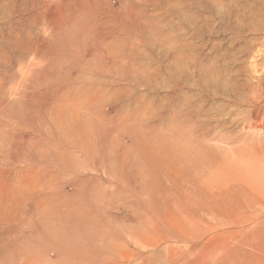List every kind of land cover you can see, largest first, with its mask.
<instances>
[{
	"label": "rangeland",
	"instance_id": "374dc122",
	"mask_svg": "<svg viewBox=\"0 0 264 264\" xmlns=\"http://www.w3.org/2000/svg\"><path fill=\"white\" fill-rule=\"evenodd\" d=\"M180 1L0 0V264H264V208L195 193L240 129L222 131L211 101L204 132L171 108L205 96L195 76L171 97L190 73ZM169 172L173 195L155 184ZM99 220L110 238H83Z\"/></svg>",
	"mask_w": 264,
	"mask_h": 264
},
{
	"label": "bare ground",
	"instance_id": "6f19581e",
	"mask_svg": "<svg viewBox=\"0 0 264 264\" xmlns=\"http://www.w3.org/2000/svg\"><path fill=\"white\" fill-rule=\"evenodd\" d=\"M263 2V0H187V3H185L181 0L180 3L184 4V6L175 11L178 23L181 26L187 25L190 33L187 35L189 36L188 39L186 37L177 39V43L180 44L185 40L189 42L190 73L172 75L174 77V87L171 97L173 98L176 96L175 94L177 91H183L186 86H189L190 91H193L191 87H194V84L190 81H195L193 80L195 76L199 78L197 88L207 97H199L200 99L192 101L190 105L183 103V106L178 108L173 99V102H171L174 103V105L171 106V108L177 110L179 114V116L177 115V119H179L181 115H184L187 117V119L183 121L185 127L188 129L193 128L192 124L195 123L197 124L196 129L199 131L200 128V132H204L202 131V127L209 128L212 126L210 114L217 108H214V105L210 104L211 101V103L213 102V104L223 107V110L220 108L221 111L216 112L218 127L221 128L222 131L225 132L226 129L230 127L234 129L233 126H235V129H240V135H238L234 141L241 145L231 149L229 151L231 157H228L224 162L221 161L222 164L216 166L215 172L211 173V176L216 177V180L209 176V178L205 181L203 180L204 182L196 189L197 191L199 190L197 192L194 188L195 180L193 181L188 178L185 182L188 185L187 189L190 191V195H193L195 191L196 194L198 193L199 196L208 200L210 198L214 200L216 197H220L219 199H221L224 193H229L232 198L237 199V202L243 203L245 208H264V22L259 19L264 14ZM23 3L27 5L28 2L22 0V4ZM19 7L18 5L14 6V9L10 12L15 14L26 12L22 6V9H19ZM27 8L33 9L32 11H34V8ZM7 11H9V9L6 10V13ZM32 11L30 10L29 12ZM187 13L190 15H187ZM3 15L4 14H2V16ZM33 16L32 14V17ZM22 17H24V15ZM24 19H27V17ZM32 19L33 18L30 20ZM28 21L29 19H27V22ZM27 22L24 23L27 24ZM34 23L32 24L34 25ZM27 26H29V24ZM180 46L181 45H179V47ZM30 47H33V45ZM184 55L185 53H183L181 49L177 51L175 58L181 60L184 58ZM124 58L125 61L128 62L130 54H125ZM235 62L238 63V65L236 64L238 69L231 70L229 66ZM127 81L131 82L129 77H127ZM148 86L151 87L152 85H147V87ZM162 107L165 109V104L162 105ZM193 116L202 117L205 120H193ZM225 116H228V119H225ZM196 129H194V131H196ZM190 131L189 129V132ZM206 134L208 135V133ZM200 135L202 136V133H200ZM227 136L228 135H226V137ZM74 141L76 142V140ZM205 160L203 161L205 162ZM211 162L213 164L212 158ZM210 166L212 165L210 164ZM164 175L167 177L169 186H165L164 183L161 182V178L159 182L155 184H157V189L161 190L163 193H168L169 191L171 192L174 187H178V182L174 180L175 178L171 172ZM128 186L130 189L133 188L134 191L137 188L132 182L127 184V187ZM171 195H173V193ZM143 209L144 212L149 215L151 214L156 217L160 215L159 210L156 208ZM105 217L108 219V216ZM100 221L101 220L96 222L93 229L92 225H86L87 223H85L89 233H85L83 238L92 239L93 242L107 238L108 226H104L106 225L105 223L108 222L106 220ZM99 227L104 228L100 230ZM108 238H110V236Z\"/></svg>",
	"mask_w": 264,
	"mask_h": 264
}]
</instances>
